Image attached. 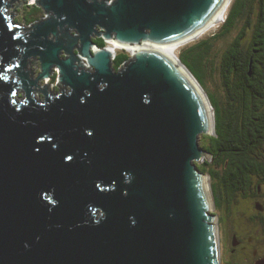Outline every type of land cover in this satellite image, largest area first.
Segmentation results:
<instances>
[{
  "label": "water",
  "instance_id": "obj_1",
  "mask_svg": "<svg viewBox=\"0 0 264 264\" xmlns=\"http://www.w3.org/2000/svg\"><path fill=\"white\" fill-rule=\"evenodd\" d=\"M11 1L0 0V264H219L210 176L196 166L209 157L200 136H216L206 93L178 57L137 51L114 71L94 39L178 47L227 0H36L44 18L25 34ZM55 71L57 95L39 85Z\"/></svg>",
  "mask_w": 264,
  "mask_h": 264
},
{
  "label": "trees",
  "instance_id": "obj_2",
  "mask_svg": "<svg viewBox=\"0 0 264 264\" xmlns=\"http://www.w3.org/2000/svg\"><path fill=\"white\" fill-rule=\"evenodd\" d=\"M40 10L39 6H34L22 18L32 25L39 21ZM263 13L254 20L248 3L235 1L216 33L183 47L178 55L202 87L208 74L218 72L225 91L224 101L208 94L214 109L216 136L200 137L201 146L215 159V167L205 170L207 164H196L199 170L210 175L213 192L220 190V185L238 192L248 176L264 174V159L259 155L264 149L260 145L252 149L251 144L258 142L259 137L257 133L253 135L249 127L254 119L264 124ZM228 38L229 42L220 50L217 44ZM94 42L100 48L107 46L102 38ZM129 58L130 54L125 51L117 53L112 62L114 71Z\"/></svg>",
  "mask_w": 264,
  "mask_h": 264
},
{
  "label": "flooded vegetation",
  "instance_id": "obj_3",
  "mask_svg": "<svg viewBox=\"0 0 264 264\" xmlns=\"http://www.w3.org/2000/svg\"><path fill=\"white\" fill-rule=\"evenodd\" d=\"M263 3L264 0H249L252 19L256 20L259 14L264 12ZM120 49H122L120 52L125 51L130 57L132 56L127 48ZM52 77L57 79L56 71ZM262 87L264 90V85ZM47 89L51 94L56 95L58 87L51 89L47 85ZM262 100L264 101V97ZM249 127L252 134L257 133L259 137L258 142L251 144L252 149H256L259 145L264 149L263 122L254 119ZM199 144L206 151L201 146L200 140ZM259 155L264 159V150ZM199 164H207L204 169L210 170L215 164V159H211L209 154V157L204 158ZM233 191L234 189L226 190L221 185L220 190L212 191L214 206L210 214L214 218L217 231L219 264H264V174L248 176L244 184L239 186V191Z\"/></svg>",
  "mask_w": 264,
  "mask_h": 264
},
{
  "label": "rangeland",
  "instance_id": "obj_4",
  "mask_svg": "<svg viewBox=\"0 0 264 264\" xmlns=\"http://www.w3.org/2000/svg\"><path fill=\"white\" fill-rule=\"evenodd\" d=\"M235 1L236 2H239V1L245 2L246 4L249 3V0H231L226 14H228L232 3H234ZM34 6H37L36 0H12L11 3L9 4V8L6 10V13L8 16L12 15V20H13V23L15 25H17L19 28H26V30H22V32H21L22 34H25L27 32V29H29L33 25V24L28 25L26 20H24L22 17H23V15L27 16L29 14L31 8H33ZM40 11L41 12L38 14V16H39V20H42L44 18V11L42 9ZM226 16H225V19H226ZM225 19H224V21H225ZM224 21H223V23H224ZM223 23H221L216 29H214L212 31H207L206 33L202 34L200 37H196L195 40H192L186 44H183V45H180L179 47H177L176 52H175L177 54V57L179 55L180 50L183 47L186 48L189 45L199 41L200 39H203V38H206L208 36L213 35L214 33L217 32V30L219 29V27ZM232 35H234V33H232ZM229 40H230V38L220 41L217 44L218 48H220V50H223L225 48L226 44L229 42ZM121 50L122 49L117 48L115 51L116 52L115 54L119 53ZM86 67H88V65H86ZM26 68L28 71H31L34 74L33 77H36L37 73H39V61H38V59L37 58H30L28 60ZM56 73H57V71H56ZM39 85L41 86V88H44V86H47V85H49L51 89H55L56 87H58L57 91L55 92L56 95L60 92V89H62V87H60L58 79L52 80V78H51V80L50 79L43 80V81H40ZM202 89L206 93L207 96H208V94L209 95L214 94L215 96H217V98L219 100H221V101L225 100V91L221 85V80H220L218 72H213V73H210L206 76ZM38 95H40V96H38ZM35 98L38 101H41L43 99V96L41 93L36 92ZM18 100H20V95L18 96ZM196 164H198V163H196ZM210 185H211V178H210Z\"/></svg>",
  "mask_w": 264,
  "mask_h": 264
},
{
  "label": "bare ground",
  "instance_id": "obj_5",
  "mask_svg": "<svg viewBox=\"0 0 264 264\" xmlns=\"http://www.w3.org/2000/svg\"><path fill=\"white\" fill-rule=\"evenodd\" d=\"M231 0H227V3L223 6L222 9H220L214 16L213 18L199 31L196 37H200L202 34L206 33L207 31H212L216 29L221 23H223L225 16L227 15V9L230 4ZM17 26V25H16ZM107 47L110 52L116 53V47H125L128 49V51L135 53V52H140V51H154L160 53L162 56L166 57L168 60L174 63L176 67H179L178 60H177V54L176 44H166V45H153V44H143L140 46H122V45H115L113 43L107 44ZM181 68V67H180ZM182 72L186 73L185 70H182ZM196 84V82L194 81ZM197 85V84H196ZM211 120L213 119L212 113L210 112ZM213 128V124H212Z\"/></svg>",
  "mask_w": 264,
  "mask_h": 264
},
{
  "label": "built area",
  "instance_id": "obj_6",
  "mask_svg": "<svg viewBox=\"0 0 264 264\" xmlns=\"http://www.w3.org/2000/svg\"><path fill=\"white\" fill-rule=\"evenodd\" d=\"M118 47H116V49H117ZM131 54L133 55V53L131 52ZM46 80H48V79H46Z\"/></svg>",
  "mask_w": 264,
  "mask_h": 264
},
{
  "label": "clouds",
  "instance_id": "obj_7",
  "mask_svg": "<svg viewBox=\"0 0 264 264\" xmlns=\"http://www.w3.org/2000/svg\"><path fill=\"white\" fill-rule=\"evenodd\" d=\"M107 44H109V43H107ZM107 47V46H106ZM179 47V46H178Z\"/></svg>",
  "mask_w": 264,
  "mask_h": 264
}]
</instances>
